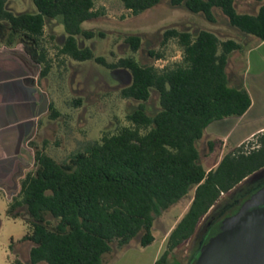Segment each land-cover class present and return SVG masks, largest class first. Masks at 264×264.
Masks as SVG:
<instances>
[{
    "label": "trees",
    "instance_id": "16d2710c",
    "mask_svg": "<svg viewBox=\"0 0 264 264\" xmlns=\"http://www.w3.org/2000/svg\"><path fill=\"white\" fill-rule=\"evenodd\" d=\"M7 1L0 0V44L20 45L41 66V77L48 76L53 65L43 35L46 19H54L67 34L58 49L60 55L79 62L93 60L112 71L127 70L131 83L120 95L139 102L126 116L129 125L104 133L61 162L45 148L36 150L34 168L21 180L6 211L11 219L23 218L27 232L20 242L32 244L28 262L16 259L12 264H103L114 242L121 248L139 237L140 246L148 247L155 240V216L193 189L187 211L169 232L165 250L154 262L170 264L169 258L194 236L220 197L264 168V132L257 135L252 149L244 151L241 145L208 171L200 164L196 147L211 123L241 117L250 107L246 90L230 87L226 74L230 55L243 45L204 30L192 34L170 28L164 31L162 44L176 40L182 49L180 64L157 69L141 65L133 56L107 63L90 48L80 49L76 40L79 35L86 39L96 35L81 27L102 15L94 9V0H32L37 13L20 15L6 10ZM161 1L121 0L134 16ZM169 4L184 5L211 23L215 22L213 9L218 8L243 36L264 41V4L256 14L238 13L234 0H169ZM125 42L133 54L138 51V36H127ZM150 55L161 57L152 51ZM151 89L159 98V110L153 116L145 107ZM76 105L80 106L79 100ZM50 117H62L53 104ZM213 148L214 143H208L209 152ZM199 252L200 248L189 264H195Z\"/></svg>",
    "mask_w": 264,
    "mask_h": 264
},
{
    "label": "rangeland",
    "instance_id": "374dc122",
    "mask_svg": "<svg viewBox=\"0 0 264 264\" xmlns=\"http://www.w3.org/2000/svg\"><path fill=\"white\" fill-rule=\"evenodd\" d=\"M262 4L264 0H234V7L238 13L256 14ZM5 8L14 15L37 13L32 0H9ZM94 9L100 11L102 15L84 22L81 27L82 30L93 31L96 35L91 39L79 35L76 36V40L80 49L90 48L95 56L104 57L107 63H115L119 59L133 56L141 65L154 66L157 69L172 68L180 64L182 49L176 40L162 44L163 33L170 28L192 34L204 30L215 34L220 40L240 41L244 37L229 25L227 18L218 8L213 9L214 23L207 21L202 14L190 12L184 5L172 7L169 0H162L155 7L137 16L125 10L121 0H94ZM45 23L43 44L53 65L52 71L44 77L43 82L47 86L46 91L56 100V107L62 117L55 121L44 120L45 134L40 139L57 143L51 144L48 155L61 162L71 154L83 151L98 141L104 133H114L119 127L129 125L126 116L137 109L139 102L123 99L120 95V91L131 83V76L127 70L112 71L96 64L93 60L79 62L60 55L58 49L67 36L63 25L58 20L48 18ZM99 33L102 36H99ZM127 36L140 38V47L135 54L125 42ZM253 39L257 40L254 37ZM151 51L161 57L151 56ZM257 57L258 52H254L251 56V71L248 70L247 73L248 80L256 87H260L262 78L257 77L259 65L254 62ZM235 70L238 74H242L241 54L237 56ZM78 100L80 106L76 105ZM145 107L150 116L155 115L159 110L158 93L153 89L150 90V98L145 103ZM225 120L211 123L196 144L200 155L199 162L207 171L214 169L224 155L233 152L237 147L242 145L243 150L248 151L256 145L257 135L263 133L264 129L248 137L244 142L234 144L231 141L235 140V134L247 132L263 124L264 107L252 108L250 119L246 117L241 121V127L236 130L231 141L228 137L219 138L224 136L228 129ZM210 142L214 143L211 152L208 149ZM245 181L220 197L212 210L201 219L194 236L175 250L169 258L170 264L190 263L200 246L201 232L206 223L218 211L221 214L227 212L228 208H224L246 190ZM193 192L194 190L191 189L186 197L155 216L152 227V235L155 239L153 244L142 248L139 237L121 248L114 242L111 252L104 256L103 264H154L165 250L163 242L165 236L187 211ZM26 232L27 226L23 218L15 221L3 220L0 229V264H12L16 259L28 262L32 244L20 242Z\"/></svg>",
    "mask_w": 264,
    "mask_h": 264
},
{
    "label": "crops",
    "instance_id": "0c3cea01",
    "mask_svg": "<svg viewBox=\"0 0 264 264\" xmlns=\"http://www.w3.org/2000/svg\"><path fill=\"white\" fill-rule=\"evenodd\" d=\"M238 42L243 45V49L233 52L228 59L226 66L228 84L232 88L246 90L251 104L247 112L238 119L236 117L224 119L228 129L224 136L219 138L228 137L230 141L236 130L241 127V121L246 117L250 119L252 108L264 107V41L244 36ZM254 52H258L254 62L259 65L257 77L262 78L260 87H256L248 80L247 71H251V56ZM238 54L243 56L242 74L235 70ZM40 72L41 66L32 61L20 45L8 47L0 44V229L3 220H17L9 218L6 211L20 190L21 180L34 168L36 150L45 148V152L48 153L51 144H57L40 139L45 134L44 120L55 121L50 117V105L53 104L59 111L56 100L46 91L47 86L44 85V78L40 76ZM263 129L264 122L252 130L235 134V140L231 142L234 144L244 142ZM169 232L163 240L164 244Z\"/></svg>",
    "mask_w": 264,
    "mask_h": 264
},
{
    "label": "water",
    "instance_id": "95a60500",
    "mask_svg": "<svg viewBox=\"0 0 264 264\" xmlns=\"http://www.w3.org/2000/svg\"><path fill=\"white\" fill-rule=\"evenodd\" d=\"M195 264H264V188L213 226Z\"/></svg>",
    "mask_w": 264,
    "mask_h": 264
},
{
    "label": "flooded vegetation",
    "instance_id": "af4514ba",
    "mask_svg": "<svg viewBox=\"0 0 264 264\" xmlns=\"http://www.w3.org/2000/svg\"><path fill=\"white\" fill-rule=\"evenodd\" d=\"M246 190L243 192V194H239L237 197L232 199L231 205L229 204L226 206L227 212L225 214H221L220 211H218L211 219L206 223L205 227L203 228L201 232V240H200V246H201L210 232V230L213 228L214 225H216L218 222H220L223 218H225L238 204H240L245 198L249 197L253 193L257 192L258 190L264 188V168L259 170L256 174H254L251 179H246Z\"/></svg>",
    "mask_w": 264,
    "mask_h": 264
}]
</instances>
